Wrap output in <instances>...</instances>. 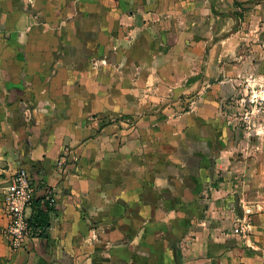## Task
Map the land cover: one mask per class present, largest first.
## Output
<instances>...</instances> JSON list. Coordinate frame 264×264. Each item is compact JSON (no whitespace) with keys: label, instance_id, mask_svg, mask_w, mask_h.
I'll use <instances>...</instances> for the list:
<instances>
[{"label":"crops","instance_id":"crops-1","mask_svg":"<svg viewBox=\"0 0 264 264\" xmlns=\"http://www.w3.org/2000/svg\"><path fill=\"white\" fill-rule=\"evenodd\" d=\"M249 1L0 0V264H264V139L224 108L264 63ZM20 168L56 206L12 251Z\"/></svg>","mask_w":264,"mask_h":264},{"label":"built area","instance_id":"built-area-1","mask_svg":"<svg viewBox=\"0 0 264 264\" xmlns=\"http://www.w3.org/2000/svg\"><path fill=\"white\" fill-rule=\"evenodd\" d=\"M246 94L238 100L240 111L235 116L236 128L241 131L249 142L254 138L264 139V77L247 80ZM68 161L77 163L78 156L72 150H66L58 162L62 168ZM3 199V208L9 219L5 231L12 251L21 249L34 230L30 227L28 210L36 200V188L30 180L28 171L20 168L9 176ZM42 208L50 211L56 206V198L51 188H45ZM244 216L238 218L234 233L241 237H249L253 230L252 215L249 208H243ZM39 232L37 231V234Z\"/></svg>","mask_w":264,"mask_h":264},{"label":"rangeland","instance_id":"rangeland-1","mask_svg":"<svg viewBox=\"0 0 264 264\" xmlns=\"http://www.w3.org/2000/svg\"><path fill=\"white\" fill-rule=\"evenodd\" d=\"M252 2H254V4H259L260 2H262V0H250L249 2H247L245 4H250L249 6L252 9V7H251V3ZM245 4L240 3L239 6L237 7V8H240L239 10H237L235 12V14H236L237 17L242 18L246 14L245 12H247V10H248L249 7L244 8L242 5H245ZM250 8H249V10H250ZM260 77H264V63L259 68V70L255 71L253 73L248 74V77H246V78H240L239 79L240 80V83H239V88L236 91V94L232 97V99H229L228 104H226V107H224L225 110L228 112V114L234 120H235V116L240 111V107H239L238 100L246 94L245 87L247 85V80L248 79L256 80V79H259ZM234 123H235L234 124L235 125V129L238 131L239 134H241L243 136V134L241 133V131L236 128V121ZM253 140H258V139L254 138Z\"/></svg>","mask_w":264,"mask_h":264},{"label":"trees","instance_id":"trees-1","mask_svg":"<svg viewBox=\"0 0 264 264\" xmlns=\"http://www.w3.org/2000/svg\"><path fill=\"white\" fill-rule=\"evenodd\" d=\"M257 2V1H256ZM50 211H45L39 200L33 203L32 214L29 218L30 227L34 230V234L39 232V236L48 238L45 233L50 227Z\"/></svg>","mask_w":264,"mask_h":264}]
</instances>
